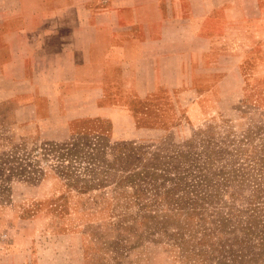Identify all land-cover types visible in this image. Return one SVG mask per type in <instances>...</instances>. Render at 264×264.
Wrapping results in <instances>:
<instances>
[{
	"label": "rangeland",
	"instance_id": "374dc122",
	"mask_svg": "<svg viewBox=\"0 0 264 264\" xmlns=\"http://www.w3.org/2000/svg\"><path fill=\"white\" fill-rule=\"evenodd\" d=\"M183 105L179 130L60 140L2 105L0 264H264V77Z\"/></svg>",
	"mask_w": 264,
	"mask_h": 264
},
{
	"label": "crops",
	"instance_id": "0c3cea01",
	"mask_svg": "<svg viewBox=\"0 0 264 264\" xmlns=\"http://www.w3.org/2000/svg\"><path fill=\"white\" fill-rule=\"evenodd\" d=\"M263 75L264 0H0V112L46 139L179 130Z\"/></svg>",
	"mask_w": 264,
	"mask_h": 264
}]
</instances>
